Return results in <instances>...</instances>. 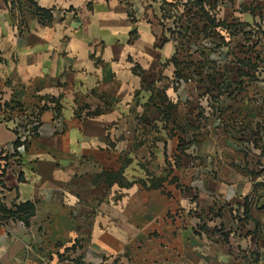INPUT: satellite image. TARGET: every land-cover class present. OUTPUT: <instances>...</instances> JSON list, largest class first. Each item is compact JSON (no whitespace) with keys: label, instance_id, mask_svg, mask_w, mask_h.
Here are the masks:
<instances>
[{"label":"crops","instance_id":"1","mask_svg":"<svg viewBox=\"0 0 264 264\" xmlns=\"http://www.w3.org/2000/svg\"><path fill=\"white\" fill-rule=\"evenodd\" d=\"M11 1L0 102L60 111L15 147L0 107L2 195L36 206L29 226L0 223V264H264V76L229 59L215 77L221 42L193 32V0H32L46 23ZM209 2L218 23L260 26L264 48V0Z\"/></svg>","mask_w":264,"mask_h":264},{"label":"trees","instance_id":"2","mask_svg":"<svg viewBox=\"0 0 264 264\" xmlns=\"http://www.w3.org/2000/svg\"><path fill=\"white\" fill-rule=\"evenodd\" d=\"M12 5L15 7L20 8L21 10H23L24 7H28V9H30L31 11H33V13L35 15H37L40 20L43 23L46 22H50L52 19V13L50 9H45V8H41L39 7L37 4H35V2H33L32 0H12ZM185 16L187 18H196L197 20H199L200 23H202L204 26H191V29L193 30V32H195V34H197V37H199L200 34H203L204 36H214L216 38V35L219 36V28H223L225 27V29L230 30V36H235L240 32H243L246 30L245 24L243 22L240 21H232L231 23L227 24L226 21H222L220 20L219 23L217 22V16L215 13V8L213 6V4H211L209 2V0H193V2H190L189 4L186 5V11H185ZM218 23V24H217ZM24 25V21L21 19V21L19 22V26ZM216 25H223V26H216ZM189 27V26H188ZM219 38L221 39V36H219ZM220 39H218L217 42H221ZM258 57H256V60H258ZM247 60H245L246 62H244V60H239V63H241V66L243 68L244 65V72L240 71V75L243 77H247L249 78V81L251 80H255V77L253 76L252 71H250V69L252 68V63L254 62V60L252 61V58H246ZM2 61V58L0 57V62ZM173 62L175 63L176 66H180V62L178 60V58L174 57L173 58ZM255 64V63H253ZM190 65H188V68L190 69V67H192V69L190 71L193 72H200L201 76L203 74V70L201 69L203 66H198L197 63L193 64L189 67ZM249 67L247 70H245V67ZM241 68V67H240ZM240 68H238V71L240 70ZM226 73L223 72V70H218V73L215 75L216 78H221V80L223 79V82H228V79H224V75ZM219 75V76H217ZM242 83H245L242 79V81H239L236 83V85H242ZM226 84V83H225ZM34 98V103L32 104L31 108L29 109V114L26 115L27 112V107L24 103L22 102H16V101H5V102H0V107L2 109V112L4 114V118H9L8 114H12V112H16L18 111L19 115H26L29 119L28 123H35V125L33 127H31V136L33 137L34 135L37 134V129L38 126L40 124V115L41 112L44 111L45 109L49 108L48 104H40V102L42 100L47 101H51L54 102L55 105L53 107V109L59 113L60 111V104L58 102L57 99L55 98H49L46 96H39V95H35L33 96ZM1 99V98H0ZM1 101V100H0ZM219 104V108L217 110H215L216 112H220L221 108H222V101L218 100L216 101ZM19 126V125H18ZM15 134H19L18 130H14ZM33 135V136H32ZM29 144V138L22 142L20 140V137L17 138L15 140V147H18L19 145H25L26 147ZM17 152H15L14 154L10 155H6L4 157V159L6 161L9 160L10 157H14ZM2 158L0 157V160ZM8 162H6V166L2 168V172L0 173V223L5 225L7 224V222H9L10 220L13 221H22L26 226L30 225L31 219L33 218V216L35 215V211H36V206L35 203L33 202H24V203H12L11 205H8L5 202V199L2 195L3 193V181H2V177L5 173V170L7 168ZM115 176L116 179L119 178L120 173L118 174H112ZM112 175H110L111 177L109 179H112ZM155 185V184H154ZM76 245H73L72 247L68 248L69 249H75Z\"/></svg>","mask_w":264,"mask_h":264},{"label":"rangeland","instance_id":"3","mask_svg":"<svg viewBox=\"0 0 264 264\" xmlns=\"http://www.w3.org/2000/svg\"><path fill=\"white\" fill-rule=\"evenodd\" d=\"M225 27L219 30L218 34L219 36H221V39L218 35H216V40L220 39L221 45H216L214 43H211V45H209L210 49L212 50L211 52L216 53L218 57H221L223 72L229 73L230 71H233L232 69L230 70L228 68L229 66L227 64L230 62L229 59L232 60L230 64H235L232 66L237 71V73H240V71L244 72V65L242 68L241 63H239V60H244V62H246V58L250 57L252 58V61L254 60L253 63H255H252V68L250 69V71H252L251 74H253L255 79L256 77H258L259 80V76H264V48L256 43L257 40L259 42L262 37L260 26H255L253 28L246 27L245 31L240 32L232 37L230 36V30L227 31ZM213 48L215 49V51L213 50ZM257 56H259L258 60H256ZM238 68H240L239 71ZM248 68V66L245 67V70H247ZM259 81L260 82L258 83V85L264 86V84H262V82L264 81ZM254 86H257V84H254ZM263 102L264 100L261 103ZM28 114L29 112L26 115ZM26 115H19L18 111L14 113L12 112V114H8L9 118L11 119L12 127L14 128V130H18V132H21L22 134H24V136H31L32 132L30 129L35 125V123H28L29 119H27L28 117ZM260 118V126L264 127V117ZM3 156L6 155L4 154ZM9 222H11V220Z\"/></svg>","mask_w":264,"mask_h":264},{"label":"built area","instance_id":"4","mask_svg":"<svg viewBox=\"0 0 264 264\" xmlns=\"http://www.w3.org/2000/svg\"><path fill=\"white\" fill-rule=\"evenodd\" d=\"M174 28H177L176 26H173ZM178 28H179V26H178ZM48 104V105H51V104H54V102H51V101H45V100H42L41 102H40V104L42 105V104ZM214 106H215V108L216 109H214V110H217L218 108H219V104L217 103V102H214ZM20 137V140L22 141V142H24V141H26L28 138L30 139L31 137L30 136H24V134H22L21 132L19 133V134H17L16 135V139L17 138H19ZM15 158H18L19 156L18 155H15L14 156Z\"/></svg>","mask_w":264,"mask_h":264}]
</instances>
